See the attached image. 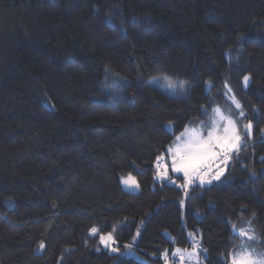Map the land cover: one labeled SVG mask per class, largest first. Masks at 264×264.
Listing matches in <instances>:
<instances>
[{"label":"trees","instance_id":"obj_1","mask_svg":"<svg viewBox=\"0 0 264 264\" xmlns=\"http://www.w3.org/2000/svg\"><path fill=\"white\" fill-rule=\"evenodd\" d=\"M228 93L253 133L220 179L157 182L187 124L217 107L240 124ZM262 158L264 0H0V264H165L190 233L229 264L236 223L264 251Z\"/></svg>","mask_w":264,"mask_h":264},{"label":"snow or ice","instance_id":"obj_2","mask_svg":"<svg viewBox=\"0 0 264 264\" xmlns=\"http://www.w3.org/2000/svg\"><path fill=\"white\" fill-rule=\"evenodd\" d=\"M162 79L165 89L172 93L186 90L184 84L171 82L166 77L154 78L153 83L159 84ZM250 79L248 75L243 77L245 87L249 85ZM231 99L235 109L239 110V116L244 117L245 114L239 101L234 96ZM252 133L251 121L244 125L242 134L238 122L231 115H226L219 107L214 108L213 115L207 124L201 123L196 127L185 126L180 135L176 136L173 144L169 146L166 154L156 158V176L160 180H168L171 183H176V180L169 175V172L182 176L183 185L180 186L186 190L197 181L200 186L211 184L213 180H219L223 175L224 168L221 165H227L233 153H238L242 148L245 137L251 138ZM121 183L128 189L138 190L140 187L136 178L131 174L121 177ZM183 204L182 200L181 206ZM98 231L97 228H92L91 234L95 235ZM189 236L192 239L191 250L177 247L172 250L171 257L177 258L179 264H200V242L194 234L190 233ZM238 236L244 238V242L230 254L229 264H264V251H257L255 247L247 243V241L257 239L254 230L242 228L238 231ZM99 240L105 248H111L113 252L118 250L114 247L115 240L111 233L100 235ZM44 247V243L41 242L40 249L43 250ZM161 258L165 264H169L168 250L162 252Z\"/></svg>","mask_w":264,"mask_h":264},{"label":"rangeland","instance_id":"obj_3","mask_svg":"<svg viewBox=\"0 0 264 264\" xmlns=\"http://www.w3.org/2000/svg\"><path fill=\"white\" fill-rule=\"evenodd\" d=\"M157 77H160V76H156V77H153L152 79H150L149 80V84L150 85H152V86H155V87H157L158 89H160V90H162L163 92H165L166 94H168V95H177L178 93H180V92H176V93H172L171 91H169V90H166L165 89V85H164V81H163V79L160 81V83L159 84H156V83H153V81H154V78H157ZM160 78H162V77H160ZM244 85V84H243ZM245 87V86H244ZM246 88V87H245ZM228 100H229V103H230V107L232 108V110L234 111V112H238L239 110H237V109H235V106H234V104H232V96L230 95V93H228ZM221 109V108H220ZM222 110V109H221ZM223 111V110H222ZM224 112V111H223ZM225 113V112H224ZM226 115H228L227 113H225ZM213 115V112H212V114H211V116ZM210 116V117H211ZM209 117V118H210ZM209 118H206L205 120H202V121H200V122H195V123H190V124H187L186 126H193V127H196V126H199L201 123H205V124H207L208 123V121H209ZM239 118H241V116H239L238 115V117H237V119H239ZM235 120V119H234ZM246 123H248L247 121H244L243 120V117L240 119V124H238L239 125V127H240V130H241V133L243 134V129H244V125L246 124ZM170 126V127H169ZM167 127H168V129L169 130H172V127H171V125L170 124H168L167 125ZM185 128V127H184ZM184 130V129H183ZM182 130V131H183ZM181 131V132H182ZM181 132H179L178 134H176L174 137L176 138V136H178V135H180V133ZM175 138H174V140H173V142L175 141ZM252 138V137H251ZM251 138H247V137H245V139H244V141H243V145L247 142V140H249V139H251ZM173 142L170 144V145H172L173 144ZM169 145V146H170ZM169 146L167 147V149L169 148ZM168 163L170 164V160L168 161ZM221 167H225V166H223V164L221 165ZM224 172V171H223ZM169 175L170 176H172L177 182H178V180L177 179H179V178H181L182 180H180L179 182H178V184H180V185H183V177L182 176H177V174H175V173H172V172H169ZM133 176V175H132ZM155 180L157 181V182H160V181H165V182H168V183H171V182H169L168 180H160V179H158L157 178V176H156V173H155ZM196 183H199L198 181L196 182ZM196 183H194L192 186H194ZM120 184H121V186H122V188L123 189H125L126 191H129V192H133V193H135V192H138L139 191V189L138 190H135V189H128L124 184H122L121 183V180H120ZM205 185H207V184H205ZM192 186H190V187H192ZM189 187V188H190ZM188 188V189H189ZM185 189V188H184ZM234 226H235V230H234ZM248 229V228H251L252 230H254V234H255V236L257 237V239L255 240V241H247V243H249L252 247H255L256 249H257V251H263L262 250V248H261V244H260V240H261V237L259 236V234L256 232V230L254 229V227L253 226H251L250 224H248V223H244V224H234V225H232L231 226V232L235 235V236H237V238H238V244H237V246L230 252V254L234 251V250H236L237 248H239V246L241 245V243L242 242H244V238H242V237H239L238 236V231L240 230V229ZM40 252V251H39ZM110 252H113V251H111V249H110ZM117 252V251H116ZM230 254H229V256H230Z\"/></svg>","mask_w":264,"mask_h":264},{"label":"built area","instance_id":"obj_4","mask_svg":"<svg viewBox=\"0 0 264 264\" xmlns=\"http://www.w3.org/2000/svg\"><path fill=\"white\" fill-rule=\"evenodd\" d=\"M200 249H201V252H202V248L201 247H200ZM201 252H200V254H201ZM169 264H179V260L177 258H175V257H171ZM200 264H204V263L202 261H200Z\"/></svg>","mask_w":264,"mask_h":264}]
</instances>
